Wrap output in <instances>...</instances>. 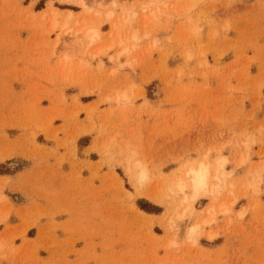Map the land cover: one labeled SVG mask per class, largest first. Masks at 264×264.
Returning a JSON list of instances; mask_svg holds the SVG:
<instances>
[{
  "label": "rangeland",
  "instance_id": "1",
  "mask_svg": "<svg viewBox=\"0 0 264 264\" xmlns=\"http://www.w3.org/2000/svg\"><path fill=\"white\" fill-rule=\"evenodd\" d=\"M0 132V264H264V0H0Z\"/></svg>",
  "mask_w": 264,
  "mask_h": 264
},
{
  "label": "crops",
  "instance_id": "2",
  "mask_svg": "<svg viewBox=\"0 0 264 264\" xmlns=\"http://www.w3.org/2000/svg\"><path fill=\"white\" fill-rule=\"evenodd\" d=\"M2 133L7 134L8 135V142L7 144L10 142V145L13 146V142L15 141L16 138L20 137V134L17 135H12L11 131L9 129H5L4 131H2ZM4 136H1V132H0V145L4 146L6 145V141H3ZM19 139V138H18ZM45 146V145H44ZM46 147L48 148H54V146H51L50 144H47ZM6 149H11V148H6ZM18 153H21L19 150H17ZM22 152H24L25 156L22 155H13L12 157L6 159L5 161L0 162V164H5L8 165L9 162L13 161V160H23V161H27L30 164H28V166L20 171L17 172H11V173H4L1 174L0 173V178L1 179H6L7 180V185L3 191V194L5 196H7L11 202L13 204H15V207H21L23 209L26 210H32L35 208H38L41 206H47V202H44L43 200H41L37 194H36V187L37 185H39L40 183L43 182V179L45 177H51L54 178L55 177V172H53L51 170V168L49 167V165L52 164V161H47V157L45 155H40L37 158L31 157V152L27 151V150H22ZM26 153L29 154L26 155ZM12 164V163H11ZM10 166V164L8 165ZM237 172V171H236ZM58 176H60L59 173H57ZM59 181L54 182V184H56ZM9 194H16V195H20V197H22V201L21 203H15L14 200L10 197ZM52 202V201H51ZM49 204V203H48ZM51 204V203H50ZM52 205V204H51ZM59 239L63 238V234L58 233L57 234ZM47 237H53L52 234H46L45 236H40L38 234V231H36V235L34 237H28L30 240H34L35 242H39L42 243L45 240H47ZM222 239L223 243L219 244V245H212L209 249L210 253H211V257L212 258H216L218 257L222 252V248L223 245H225L226 239L223 236H219L217 239ZM215 241V240H214ZM81 245H79L80 247ZM61 254V249H52L51 250V254H49L48 256L43 254V258H47L49 256H56L54 257V259H57V256ZM59 258V257H58ZM60 262H62L61 258ZM65 263V262H64Z\"/></svg>",
  "mask_w": 264,
  "mask_h": 264
},
{
  "label": "bare ground",
  "instance_id": "3",
  "mask_svg": "<svg viewBox=\"0 0 264 264\" xmlns=\"http://www.w3.org/2000/svg\"><path fill=\"white\" fill-rule=\"evenodd\" d=\"M218 165L222 166L223 161L219 162ZM137 168H140V167L138 166ZM136 175L139 177L137 179H141V180L145 178L146 176L143 168H140L139 174H136ZM141 180H138V181H141ZM187 180L189 181V186H190V189L192 190L191 198L193 200H198L202 194L209 192L211 190L209 188L208 165L207 164H200L198 168H191L187 172ZM178 187L180 191H183L185 188V185L178 184ZM214 192L215 191H212V193ZM205 195H207V193Z\"/></svg>",
  "mask_w": 264,
  "mask_h": 264
},
{
  "label": "trees",
  "instance_id": "4",
  "mask_svg": "<svg viewBox=\"0 0 264 264\" xmlns=\"http://www.w3.org/2000/svg\"><path fill=\"white\" fill-rule=\"evenodd\" d=\"M139 207H140L142 210H144V211H146V212H149V213H154V212H155V210L149 209L148 206L141 204V202H139Z\"/></svg>",
  "mask_w": 264,
  "mask_h": 264
}]
</instances>
